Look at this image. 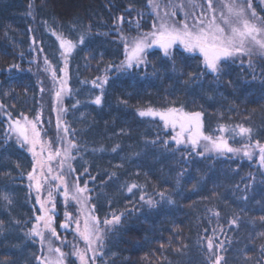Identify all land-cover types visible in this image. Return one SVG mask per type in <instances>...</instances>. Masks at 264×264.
I'll return each instance as SVG.
<instances>
[{
  "label": "trees",
  "instance_id": "trees-1",
  "mask_svg": "<svg viewBox=\"0 0 264 264\" xmlns=\"http://www.w3.org/2000/svg\"><path fill=\"white\" fill-rule=\"evenodd\" d=\"M31 2L34 22L28 10ZM148 2L0 0V192H7L12 200L11 205L0 200V264H38L35 257L46 253L37 237L25 235L38 213L27 182L32 157L27 146L21 148L15 134L8 131L12 120L23 122V116L31 120L37 114L38 90L33 75L13 69L29 51L34 27L42 53L60 77L65 63L53 32L75 42L81 32L90 29L84 43L67 57L71 92L63 97L62 106L67 109L64 120L76 130L79 146L72 167L93 189L91 207L95 206L94 214L101 221L111 218L113 211L119 214L139 209L125 211L121 223L105 237L103 264H210L205 230L211 236L214 229L215 242L226 241L220 253L225 264H264V236L260 235L264 233V222L260 221L264 216V177L255 179L247 192L243 181L251 170L249 162L256 158L249 161L242 154L202 158L193 153L184 162L181 154L191 149L171 142V129H164L158 118L137 114L139 108L149 106L201 111L205 134L220 136V125H243L253 129L252 142L264 143V57H251V68L248 56L238 57L229 61L219 80L207 73L190 81L189 73L202 71L199 52L185 53L182 46L175 45L173 70V61L153 47L147 50L146 65L129 72H111L102 104L92 102L101 94L92 80L103 76L109 63L124 59L123 44L104 34L112 29L116 15L143 8ZM252 4L248 12H255L253 22L264 24V9L257 2ZM157 137L170 140L167 148L163 143H150ZM227 138L233 147L249 142L239 136L233 139L231 132ZM116 144L120 149L112 152ZM101 147L102 151L97 150ZM177 147L179 150L173 151ZM117 164L123 167H114ZM85 168L87 174H83ZM182 169L187 171L181 189L172 192L173 204L165 201L148 208L139 199V189L129 193L121 188L122 184L137 183L159 200L158 192L175 189V176ZM111 172L117 175L109 179ZM197 182L196 190H191ZM244 195L247 200L240 199ZM208 209L220 212V216ZM234 214L241 217L238 226L228 223Z\"/></svg>",
  "mask_w": 264,
  "mask_h": 264
},
{
  "label": "snow or ice",
  "instance_id": "snow-or-ice-1",
  "mask_svg": "<svg viewBox=\"0 0 264 264\" xmlns=\"http://www.w3.org/2000/svg\"><path fill=\"white\" fill-rule=\"evenodd\" d=\"M189 5L193 9L198 7L200 15L196 16L195 12L187 11ZM149 6L155 13L151 31H139L140 24L137 21V33L128 35L121 28L123 17H119L114 21L118 40L123 44L124 59L119 64L109 63L104 70L105 73L109 70L117 73L129 72L133 68L146 65L148 63L147 50L153 48V46H158L163 56L173 61V70H175V53L173 51L175 45L182 46L185 53L199 52L202 57V71L189 73L188 79L190 81L200 80L207 73H211L219 80L225 74L229 61L235 62L238 57L248 56L247 63L250 68L253 67L251 57H264V24L253 22L256 15L254 11L249 15L248 10L252 8L251 0H247L246 5L245 0H203L201 4H197L195 0H180L179 3L175 0H167L164 5H161L159 0H149ZM177 9L184 13L185 19L183 21L174 19L177 15ZM189 20H191V23ZM89 31L90 29L81 32L79 39L75 42L65 38L62 34L58 35L53 32V35H56L57 40L60 42L61 56L65 63V67L60 69V72L63 73L61 77L57 76L56 70L45 58V64L48 65L45 70L51 71L53 80V111L57 113L56 139L54 141L41 139V131L38 130V123L41 119L39 113L34 120H29L27 116H23V122L20 119L12 120L11 127L8 130L10 134H15L16 142L21 148L27 146L33 158L32 169L27 173V179L30 193L33 190L36 193L35 202L39 205V208L34 209V211H38L39 214L35 215V223L32 224L31 229L25 235L30 239L38 237L41 245L45 244L46 234L48 233L51 237L59 239L56 229L53 227L57 195L64 198L66 206L69 201H75L80 206L75 217L72 213L65 211V221L60 224V227L69 229L74 224V239L83 241L85 247L81 249L77 244H73L74 251L65 253L61 250V247L53 248L51 241H49L47 253L35 257L38 264H65V259L69 255L77 257L79 264H95L97 255H100L103 249L105 237L121 223L125 211L139 210L133 207L121 211L119 214L113 211L110 219L105 218L101 221L94 214L96 211L95 206L89 207L91 201L89 193L93 189L88 188V181H85L84 186L81 187L78 182L79 178L75 183L70 179L71 173L76 171L71 162L79 155V146L75 139L76 130L71 129L67 122L62 119L67 109L60 105L63 97L71 92L67 79V57L78 44L84 43ZM104 35H108V33ZM255 78V73H253V79ZM109 79V75L105 74L96 77L91 82L93 87L99 89L101 93L96 95L94 101H92L98 106L102 104L103 93ZM81 83L88 82L81 81ZM43 91L44 89L41 88V92ZM79 103L80 101H77V104ZM121 103L126 104L127 101H121ZM73 107H76V105H73ZM137 114L141 118H158L164 129H171L173 133L170 137L171 142H174L177 146L183 145L186 149H191V151H185L181 154V159L184 162H187L193 153L202 158H207L209 155L226 156L231 154L237 156L242 154L243 157L252 160L254 151H258L259 164L264 167V143L259 140L252 142L253 129L250 127L220 125L217 131L221 135L213 136L205 134L202 121L203 113L201 111L187 112L183 107L154 108L149 106L139 108ZM123 131L121 130V134H123ZM229 132L233 133V139L235 136H239L247 138L249 142L241 145V147H233L227 138ZM170 140L163 139L161 141L157 137L150 143H163L167 148ZM37 148H39V151ZM119 149L120 145L116 144L111 151L117 152ZM97 150L102 151L103 147ZM178 150V147L173 149V151ZM73 152L76 155H73ZM132 155H139V153H132ZM114 167L122 168L123 164H117ZM186 171L187 169H182L176 174L175 189L157 193L159 200L148 195L144 191V186L137 183L122 184L121 188L129 193H132L133 189H139L141 192L139 199L148 208H155L165 201L168 204H173L175 201L172 199V192L181 189V181ZM87 173L88 169L85 168L83 174ZM116 175V172H111L109 179ZM249 175L251 176V174ZM91 179L95 180V177H91ZM254 181L255 176H251L248 184L244 186L245 192ZM197 186L198 182L194 183L191 190H196ZM45 192L46 195H44ZM240 199L247 200L248 196L244 195ZM0 200L5 201L7 205L12 204L7 192H0ZM208 211L216 217L220 216V212L214 209H208ZM240 219L239 215L234 214L228 223L230 226H238ZM260 221L264 222V216L260 217ZM2 231V222H0V232ZM223 231L224 229L221 228L220 232L223 233ZM260 235L264 236V233ZM205 236L207 239V259L210 264H225V257L220 253L225 250L226 241L215 242V229L211 236H208L207 230H205ZM227 242L230 243V241ZM200 243L203 244V240ZM61 244L66 246V241H61ZM261 252L264 253V246H262ZM89 253H91V257H89Z\"/></svg>",
  "mask_w": 264,
  "mask_h": 264
},
{
  "label": "rangeland",
  "instance_id": "rangeland-1",
  "mask_svg": "<svg viewBox=\"0 0 264 264\" xmlns=\"http://www.w3.org/2000/svg\"><path fill=\"white\" fill-rule=\"evenodd\" d=\"M159 2L161 3V5H164L167 3V0H159ZM175 2L179 3L180 0H175ZM195 2L197 4H201L203 3V0H195ZM246 2L247 0H245V5H246ZM251 2L252 3L257 2L260 5V7L264 9V0H251ZM32 3L33 2L30 3L28 10H29V16L31 20L34 22V13H33L34 7ZM186 10L190 12H195L196 16L200 15V9L198 7L193 9L189 5ZM162 14L163 13L161 12V15ZM119 17H123V23L121 24V28L123 32L128 35H135L138 31L136 28L137 21H139V24H140L139 31H143V32L151 31L153 22L155 20V13L153 12V9L149 6V2H148V4L144 6L143 8L134 9V10L127 9L121 14L116 15L114 18V21L117 20V18ZM174 19L176 21H183L185 19V15L184 13L180 12L179 9H177V15ZM189 22L191 23V20H189ZM147 28H149V30ZM115 29H116V25L113 24L112 29L107 32L108 36H111V38H113L117 42H120L118 40V34ZM153 47H158V46H153ZM45 58L46 57L42 53L40 43L38 40V35L34 27L32 29V34H31L30 49L25 55L20 57L19 63L16 64L13 69L15 72H29L33 75V78L35 79L37 90H38L37 114L39 113L41 117L40 122L38 123V130L41 131L42 140L44 141L53 140L54 141L57 137V113L53 111V80L51 78V71L45 70L46 68H48V65L45 64ZM119 63H116V64H119ZM49 64L51 65L50 62ZM52 68L54 69L53 66ZM56 72H57V76L60 77L59 72L57 70ZM111 72L114 73L115 71L109 70L107 73L104 72V75L105 74L109 75ZM41 88L44 89L43 92H41ZM60 106L63 107L62 104ZM37 114L35 115V117L37 116ZM35 117L31 120H34ZM62 119L64 120V115ZM37 150L39 151V148H37ZM73 155H76V153L73 152ZM253 157H255L256 159L254 162H249L250 163L249 166L251 170L245 175L243 179V181H245V184H248L251 176H255V179L264 177V175H262L264 174V167H261L259 164L258 151H254ZM249 174H251V176ZM77 178H79L78 182L80 186L83 187L84 182L82 181V176H77L75 173H71L70 179L73 183L77 182ZM27 182L29 184L28 179H27ZM32 193H33V196H34L33 198L35 201L36 193L34 190L32 191ZM44 195H46V192L44 193ZM89 195L91 196L89 207H91L92 205L91 202L93 198L92 192L89 193ZM35 205L37 206V209H38L39 205H37L36 202H35ZM79 207L80 206L77 205L75 201H69L66 206L64 198L60 195L56 196V214L54 217L53 227H55L56 232L59 236V239H55L51 237L50 233L46 234L45 244L42 245L46 253H47V246H48L49 241H51L53 248L61 247V250L65 253H72L74 251L73 244H77L81 249L85 247L83 241L74 239V228H75L74 224H72L69 229H62L60 227V224L65 221V216H64L65 211L72 213L73 217H75L78 214ZM38 214L39 213H37L36 215ZM61 241H66V246L62 245ZM89 257H91V253H89ZM65 264H79V259L75 256L69 255L65 259ZM95 264H103L101 254L97 255L95 259Z\"/></svg>",
  "mask_w": 264,
  "mask_h": 264
}]
</instances>
